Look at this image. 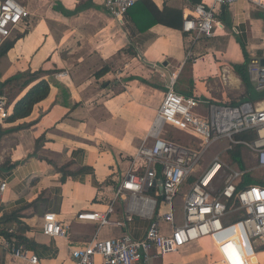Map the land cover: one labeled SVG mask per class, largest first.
I'll return each mask as SVG.
<instances>
[{
  "label": "crops",
  "instance_id": "0c3cea01",
  "mask_svg": "<svg viewBox=\"0 0 264 264\" xmlns=\"http://www.w3.org/2000/svg\"><path fill=\"white\" fill-rule=\"evenodd\" d=\"M17 1L28 16L14 48L0 59V82L42 71L41 80L50 83L51 92L29 118L16 123L0 119V128L12 130L0 140V183L8 185L0 194V218L18 213L34 246L28 250L40 264H76L71 250L96 234L103 240L124 234L134 240L145 237L151 224L147 219L134 216L125 229H99L77 216L106 213L114 203L110 217L124 219L126 201L113 202L114 196L141 147L152 146L149 134L171 83L177 92L203 101L206 110L202 103L196 111L203 117L210 104H232L246 89L234 66L245 63L243 49L250 55L264 48L256 47L264 41V12L247 0L216 7L214 38L196 45L197 60L187 63L188 36L182 29L156 24L141 32L126 17L121 21L110 15L107 0ZM151 1L162 13L179 12L183 20L199 5ZM105 69L109 72L102 74ZM27 91L21 92L18 84L3 88L0 97L7 99L9 116ZM167 128L197 141L188 132ZM134 171L144 173V162ZM49 213L69 227L67 237L44 235ZM0 259L1 264H29L4 251ZM253 262L260 264V258Z\"/></svg>",
  "mask_w": 264,
  "mask_h": 264
},
{
  "label": "built area",
  "instance_id": "2783aa9c",
  "mask_svg": "<svg viewBox=\"0 0 264 264\" xmlns=\"http://www.w3.org/2000/svg\"><path fill=\"white\" fill-rule=\"evenodd\" d=\"M237 1L212 0L209 7L199 4L185 18L187 63L196 62V45L214 38L216 7ZM247 1L264 12V0ZM136 3L137 0H107L105 7L122 21ZM27 16L19 1L0 0V48L6 41L20 37ZM263 58L264 48L250 53L249 74L260 93L264 91ZM202 103L199 97L177 92L174 82L171 83L149 134L154 140L152 146L141 147L132 170L120 182L114 196L113 202L120 198L126 201L124 219L110 217L114 203L106 213L81 212L77 216L79 220L97 223L99 229H125L134 216L147 219L151 224L145 237L134 240L124 234L103 240L96 234L83 247L71 250L76 264H96L97 257L102 264H149L207 238L219 255V263L254 264L253 256L259 253L253 241L264 244V107L248 100L238 105L210 104L207 116L203 117L196 113ZM8 117L7 99L0 97V119ZM166 125L190 133L197 139V147L164 138ZM241 134L253 136L239 139ZM219 148L221 151L215 153ZM237 150L244 168L233 158ZM140 161L145 165L142 174L134 171ZM257 171L262 174L256 176ZM186 185L188 191H184ZM7 186L0 183V194ZM178 206L182 208V217ZM68 228L55 214L44 216V235L67 237ZM0 251L16 260L40 264L39 258L15 239L0 236Z\"/></svg>",
  "mask_w": 264,
  "mask_h": 264
},
{
  "label": "trees",
  "instance_id": "16d2710c",
  "mask_svg": "<svg viewBox=\"0 0 264 264\" xmlns=\"http://www.w3.org/2000/svg\"><path fill=\"white\" fill-rule=\"evenodd\" d=\"M193 4H201L202 0H190ZM126 19L133 24L138 30L141 32L149 30L152 26L156 24H164L173 28H180L183 30L184 20L182 15L173 11L171 13H162L151 0H139L135 7L132 8L126 15ZM125 19V18H124ZM148 25V27L144 28L143 26ZM15 41H6L3 46L0 48V59L7 56V54L14 48ZM245 63L242 65H235L234 70L240 77L242 84L248 90L249 96L246 100L252 101L256 103L258 101L264 100V97L258 96V93L253 88V84L249 74V63H250V55L247 53L245 49ZM109 72L108 69H105L102 74H106ZM42 71L32 73V72H24L18 73L15 76L8 79L5 83H3L4 88L8 87L12 84H18L21 92L28 90L26 94L14 105L12 114L6 119L7 123H16L20 120H24L29 118L36 105L45 101L51 92L50 83L46 80H41L40 75ZM255 93L256 95H252ZM3 94V90L0 92ZM22 129V127H17L14 131ZM12 130H3L0 128V140L2 136L11 132ZM253 134H241L238 136L240 139H250ZM1 142V141H0ZM234 160H236L242 168H244V164L240 160V151L237 150L233 154ZM249 183H256V181H252L247 179ZM28 228L24 226V224L20 221V216L18 213H11L0 218V236H4L9 240L15 239L17 242H20L27 246L29 250H33L34 246L32 242L28 240L25 236V231ZM1 264V259H0Z\"/></svg>",
  "mask_w": 264,
  "mask_h": 264
},
{
  "label": "rangeland",
  "instance_id": "374dc122",
  "mask_svg": "<svg viewBox=\"0 0 264 264\" xmlns=\"http://www.w3.org/2000/svg\"><path fill=\"white\" fill-rule=\"evenodd\" d=\"M261 44H264V41H260L259 43H257L256 47H262ZM257 50V49H256ZM256 50H252L256 51ZM254 90L252 91H256L255 86H253ZM258 93V96L260 97H264V91L260 92H255ZM255 93H252V95H256ZM249 96V93L246 89L243 90V92H239L237 93V95H235L233 97V99L230 101L232 103V105H238L244 101H246L247 97ZM258 105V107H264V100L262 101H258L256 102ZM161 107V106H160ZM206 106L203 103L202 104V109L206 110ZM170 126H165L164 130L166 132V139L170 140V141H174L183 145H187L189 147H193L196 148L197 144L195 143V141H193V139L190 136H187L183 133H180L178 131H175L174 129H170L167 128ZM221 149H215V153L220 152ZM214 153V154H215ZM249 165H251L250 163H248ZM262 174V171H257L256 172V176H260ZM184 191H188V185H186L184 187ZM182 219V218H181ZM179 223H182V220H178ZM201 245L200 248H197V244L196 245H191L185 249H183L180 253H172V254H168L166 256H164V258L158 259L155 261V264H165V263H174V264H221L219 263V255L218 253L215 251L213 244L211 242L210 239H202L201 241ZM253 247L255 249V251L257 253H259V255L254 254L255 258H260V263L264 264V244H261L258 241H253ZM250 252V251H249ZM98 264H101L100 262ZM258 264V262H257Z\"/></svg>",
  "mask_w": 264,
  "mask_h": 264
},
{
  "label": "water",
  "instance_id": "95a60500",
  "mask_svg": "<svg viewBox=\"0 0 264 264\" xmlns=\"http://www.w3.org/2000/svg\"><path fill=\"white\" fill-rule=\"evenodd\" d=\"M261 65L264 67V58L261 59ZM3 88H4V86H3V84L0 82V92L3 90ZM158 183L161 184L162 181H159ZM160 191H161V192L163 191V188H162V187H160Z\"/></svg>",
  "mask_w": 264,
  "mask_h": 264
}]
</instances>
